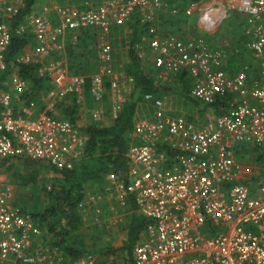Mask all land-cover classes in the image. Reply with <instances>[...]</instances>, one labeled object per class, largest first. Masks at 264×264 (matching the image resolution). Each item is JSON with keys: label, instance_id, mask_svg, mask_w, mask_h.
Here are the masks:
<instances>
[{"label": "built area", "instance_id": "2783aa9c", "mask_svg": "<svg viewBox=\"0 0 264 264\" xmlns=\"http://www.w3.org/2000/svg\"><path fill=\"white\" fill-rule=\"evenodd\" d=\"M25 1L0 0V73L7 67L11 41L7 20ZM85 3L89 7L83 9L54 2L32 7L24 25L15 30L26 28L30 33L22 60L38 63L40 73L48 71L53 86L40 102L23 99L29 89L14 73L10 85L0 90V163L27 158L70 168L81 158L88 136L58 114L56 100L69 91L84 105L88 78L91 96L100 102L106 96L114 117L130 92L129 77L114 65L109 41L98 45L96 70L90 74L71 76L63 64L49 60L48 53L64 47L67 32H72V42L80 28L108 33L111 26L125 24L139 6L142 20L154 24L148 27L149 36L142 35L135 45V52L149 63L155 88L185 73L192 83L190 96L204 105L225 95L239 97L226 99L228 108L221 114L207 106L202 119L194 121L170 114L166 96L144 94L152 110L133 123L139 141L126 152L127 177H107L116 197L130 196L138 212L153 223L133 247V264H264V0L191 2L183 11L196 17L198 28L180 36L173 31L159 33L155 23L163 9L177 14L171 0ZM230 12L245 21L246 53L252 64L242 63L233 72L223 68L230 39L224 37L217 46L207 39ZM101 111L97 109V114ZM160 145L176 153L168 159ZM248 160L255 169L246 168L251 165ZM242 173L252 174L241 178ZM15 198L14 186L0 171V264L61 263L62 249L42 244V230L15 204ZM84 201L94 205L97 199L90 195ZM69 264L96 261L86 254Z\"/></svg>", "mask_w": 264, "mask_h": 264}, {"label": "trees", "instance_id": "16d2710c", "mask_svg": "<svg viewBox=\"0 0 264 264\" xmlns=\"http://www.w3.org/2000/svg\"><path fill=\"white\" fill-rule=\"evenodd\" d=\"M86 0H54V3L59 6H76L78 9H83L87 6ZM90 1V0H87ZM179 5V14L170 15L175 20L173 33L180 35L185 34V30L181 28L182 24L188 22V17L184 14L183 7L196 0H171ZM36 3V0H26L19 12L12 18H8L7 23L11 30V41L6 49V69L0 73V90L6 89L8 76L12 69L16 70L26 82L28 92L22 98L35 99L40 102V99L45 95L53 86V76L44 70L39 72V64L26 63L22 60V51L28 46L30 42V33L26 31L17 33L15 30L19 25H24L23 20L29 14L30 9ZM177 4V5H178ZM232 19L227 25L228 32L235 31L236 35L231 34L234 38L230 40L233 42L229 47V58L227 65L223 67L228 72H233L235 69L246 63L251 66V56L246 52V38L244 34L239 35L236 27L240 24L243 26L245 21L243 18L232 12ZM194 18V19H193ZM190 22L195 23L196 17L194 16ZM58 20H55L56 24ZM157 24V21L155 22ZM150 21L142 20V12L139 6L133 8L129 14L128 21L122 25H113L108 31L114 29H122L124 26L131 31L128 49V63L123 72L129 77V89L131 91L126 94L125 101L122 103L120 109L111 117L108 125L99 122L91 121L87 124H79L77 120L78 108L81 103L76 102V96L73 92H64L59 96L55 102V109L58 114L69 119L76 124L82 132L88 136L86 141L85 151L81 158L74 162L72 167H60L52 164H47L43 161H34L27 158L20 159H6L0 163V171L5 172L13 168V163L19 162L20 164L30 165L31 163H39V166L44 167L47 171H51L55 176L53 182L49 187H42L45 191V200L38 208L36 206L30 207L17 204L24 213L31 215L33 222L42 230V240L45 239L50 244L60 247L62 243L68 241V245L60 247L63 252V261L59 264H69L72 260L86 255L87 249L86 233L82 230L84 223L81 215V204L87 200L90 195H93L97 201L102 199V191L98 190V186L103 185L109 175H114L118 180H125L129 167V161L126 152L131 143L139 141L137 135L133 133V123L135 120L148 116L149 113L139 114L137 110L138 103L142 102L144 94L152 93L153 97L163 98L167 97V86L154 87V78L148 76L142 60L136 55L135 45L139 42L142 35L149 36L148 27ZM162 25V24H158ZM171 33V32H170ZM72 32H67L64 41V47L57 50H51L48 53V59L54 63L63 64L67 68L69 75L90 74L96 70V54L98 39H101V32L95 28L85 27L79 29L77 33V40L72 42ZM111 42V41H109ZM114 47L113 43H110ZM246 51V52H245ZM46 58H43V62ZM93 66V67H92ZM92 67V70H89ZM12 73V74H14ZM175 85L172 87L170 93L174 95L176 100L186 101L190 100L196 114H203L206 108L210 107L213 113H220L219 108L223 106L226 110V99L230 95L222 98H217L213 103L204 105L190 96L191 79L185 73L177 74ZM173 83V84H174ZM227 97V98H226ZM90 93L89 79L85 83V101H93ZM103 99L106 102V107L102 109L106 114L111 116V105L105 96ZM102 99V100H103ZM144 101V100H143ZM97 105L101 104L96 101ZM145 102V101H144ZM199 103L202 106H199ZM39 109L43 108L42 103H39ZM208 106V107H207ZM151 108V107H150ZM196 109V110H195ZM152 110V108H151ZM175 114V113H173ZM192 114V113H191ZM187 119L193 120L191 116L184 115ZM159 148L164 151L166 158L172 157L176 151L168 149L160 145ZM38 165V164H37ZM34 179V178H32ZM31 179V180H32ZM49 188V189H48ZM118 203L126 209L130 214L128 215L127 233L125 238L121 239V246L118 247L117 259L122 264H133V247L141 240L143 235H146L147 228L152 226V221L145 215L138 212L133 199L130 196H125L124 200ZM110 249H100L97 254L104 255L108 258L113 257V251ZM125 252V253H124ZM124 253V254H123ZM122 255V256H121ZM94 256V255H93ZM118 262V264H120Z\"/></svg>", "mask_w": 264, "mask_h": 264}, {"label": "rangeland", "instance_id": "374dc122", "mask_svg": "<svg viewBox=\"0 0 264 264\" xmlns=\"http://www.w3.org/2000/svg\"><path fill=\"white\" fill-rule=\"evenodd\" d=\"M49 2H54V0H36L33 8H38L41 5ZM171 2L176 9L179 8L180 4L177 3V5L176 2ZM178 12L177 14H179ZM231 13L232 12H230L229 16L223 20L217 31L215 33L209 34V38L207 37L211 45H220L226 38L232 40L234 37L231 34L236 35L235 31H230L229 33H227L229 31L227 25L230 23V19H232ZM170 15L172 14L169 13L167 9H163L162 12L158 15L157 27L159 28V33L173 29L176 22L175 20L173 21V17ZM192 18L193 17L188 18V22L181 25V28L185 30V33L193 32L198 28L195 23L190 22ZM159 23L162 25H158ZM246 27L247 26H242L240 24L239 27H236V31L239 32V35H245ZM130 33L131 31L124 26L122 29H114L113 31H110L108 33H101L102 38L97 40V47L103 41H111L113 43L114 65L121 70L125 69V66L129 60L128 49ZM217 37H219L218 40L213 41V39ZM246 41L248 42V39ZM228 43L229 44L227 48L228 52H230L229 47L232 46L233 42L229 41ZM142 66L144 67V70L146 71L148 76H151L152 72L149 63L143 60ZM92 67H90L89 70H92ZM14 71V69L11 70V75L8 76L6 87H8V84L10 85V81L14 75L12 73H14ZM172 84L173 83L170 82L165 85L167 86L166 90L168 91L166 94V100L171 102L172 110L177 111L178 113H182L186 116H191L194 121H200L203 114L195 113L193 108L195 104L193 105L190 100L180 101L176 100V98L173 97L174 95L170 93V91L172 90ZM104 100L105 99L101 101V104L99 106L94 99L93 101H86L84 105H81L78 108L76 122L84 125L91 121H95L104 125H108L110 123V120H112L111 117L113 116L106 114V111L103 110L101 111L102 115L97 114V109H104V107H106V102ZM141 101L142 102L138 103L137 105L139 114L149 113L151 111L150 106L147 104V102H144L143 100ZM199 106H202V104L199 103ZM60 109L61 108H58L59 111ZM58 110L56 109L57 112ZM248 162L251 165L247 166L246 168H249V170L255 169L253 162L250 160H248ZM3 174L6 177V180L14 186L16 201L18 204L25 205V207L36 206L38 208L45 200V197L42 196V193L43 195H45V191L42 190V187H49L53 182V177L55 176L51 171H47L44 167L39 166V163H31L30 165H25L20 164L19 162L13 163V168L11 170L3 172ZM249 174L252 173H242L241 178H245ZM112 187L113 186L111 185V183L106 179L103 185L98 186L97 189L100 191H96L99 193L102 191V199L100 201H97L94 205L87 204L86 201H83V203L81 204V215L82 221L84 223L82 230L86 233V242L88 247L87 249H85V254H90L92 256L94 255L93 257L96 261V264H118V247L121 246V239L125 238L127 233V225L129 221L128 215L130 213L118 203V201L120 200L116 197L117 192H113ZM46 242L47 244H50L47 239H45V242L43 241L42 244L46 245ZM68 244V241L64 242L60 247ZM49 246L55 247V245L53 244ZM60 247H58V249H60ZM102 248H109V252L113 251V257L108 258L102 254L98 255L97 252ZM119 263L122 264L121 261H119Z\"/></svg>", "mask_w": 264, "mask_h": 264}, {"label": "crops", "instance_id": "0c3cea01", "mask_svg": "<svg viewBox=\"0 0 264 264\" xmlns=\"http://www.w3.org/2000/svg\"><path fill=\"white\" fill-rule=\"evenodd\" d=\"M218 38L219 37H217V38H215V41L216 40H218ZM214 46V45H213ZM215 46H217V45H215ZM174 83V82H173ZM175 85V83L174 84H172V87ZM173 89H174V87H173ZM172 95H176V93H174V94H172ZM226 96V95H225ZM224 96V97H225ZM236 97H239L238 96V94H231L230 96H229V98L228 99H231V100H234V99H236ZM227 98V97H226ZM226 107L228 108V104L226 103ZM224 107L223 106H221L220 108H219V111H221L220 113H218V114H221L222 112H225L226 110H224L223 109ZM226 108V109H227ZM173 113H175V114H173ZM170 114H172V115H179V116H184L182 113H178L177 111H173V110H171L170 111ZM185 117V116H184Z\"/></svg>", "mask_w": 264, "mask_h": 264}]
</instances>
